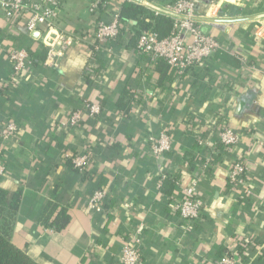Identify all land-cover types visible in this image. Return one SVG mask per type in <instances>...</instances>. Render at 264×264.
<instances>
[{"label":"crops","instance_id":"0c3cea01","mask_svg":"<svg viewBox=\"0 0 264 264\" xmlns=\"http://www.w3.org/2000/svg\"><path fill=\"white\" fill-rule=\"evenodd\" d=\"M96 1H61L50 35L80 42L56 69L44 65L46 57L38 62L28 80L11 81L4 51L14 46L46 55L47 47L39 36L25 35L26 19L15 34L0 28V127L19 125L15 138L0 139L6 167L0 188L9 201L22 191L12 242L38 264H120L124 243L139 231L145 264H217L225 255L237 264H264V33L258 34L264 19L205 26L221 48L180 76L138 52L135 20L124 22L128 34L111 44V53L94 51V24L110 21L128 2L103 0L110 6L91 13ZM218 2L219 9L224 3L234 12L242 7V16L264 13V0ZM198 9L205 18L216 17L204 3ZM85 100L99 103L102 115L68 128L69 115ZM224 127L240 135L237 145L221 144ZM163 131L173 147L156 158L148 137ZM87 150L92 161L81 173L66 154ZM238 161L245 173L233 185L229 173ZM200 175L204 213L191 223L175 205ZM99 189L107 191L101 213L88 208ZM63 210L70 217L63 231L44 226L45 216Z\"/></svg>","mask_w":264,"mask_h":264},{"label":"built area","instance_id":"2783aa9c","mask_svg":"<svg viewBox=\"0 0 264 264\" xmlns=\"http://www.w3.org/2000/svg\"><path fill=\"white\" fill-rule=\"evenodd\" d=\"M62 0H0V28L7 27L13 29L11 33H16L15 26L22 19H26L25 35L33 37V33L39 32V38L47 47L46 59L44 65L49 68L56 69L59 67V60L64 56L67 49L74 43L80 42L77 37H64L50 35L51 31L57 26L59 20V12ZM153 3L156 0H143ZM133 4L142 5L133 0H128ZM205 4L210 7L213 14L219 11L218 0L207 2V0H170L159 6L164 11L173 15L183 16L186 19L177 16H171L161 11L153 10L157 16H168L173 21V30L170 35L160 37L154 30H141L137 39L136 49L139 53L149 56L153 63L160 60L166 63L180 76L192 68L203 65L221 48V43L217 37L206 30L205 26L213 23H204L198 19L205 18L199 12V5ZM101 6L108 8L109 2L97 0L90 6V12L95 13ZM143 6V5H142ZM111 20H99L93 27L92 36L94 37V51L112 52L111 44L116 42L123 32L129 31L125 23L120 18L119 9H115L110 14ZM207 17V16H206ZM258 34L264 33V27L259 26ZM38 38V39H39ZM59 41L60 47H57ZM5 57L10 63L12 82L18 79H30L33 74V57L31 52L26 48L12 47L4 51ZM102 115V107L99 103L85 100L81 109L71 112L68 120V128L77 127L85 117L97 119ZM19 125L12 121L5 126L0 127V139L9 141L17 136ZM219 140L224 147H232L240 142V135L229 127L221 129ZM151 144L153 155L159 158L172 150L173 140L167 131H163L158 135L148 137ZM209 142H200V145ZM1 154V153H0ZM71 160L73 167L81 173H86L92 161L91 151L72 156L66 154ZM1 160V159H0ZM210 159L203 165L204 170L210 166ZM204 173V171H203ZM245 173V165L242 161L236 162L230 173V183L233 185L242 181ZM6 174L5 164L0 161V177ZM200 175L194 178L191 183L182 189L181 199L176 203L175 208L180 216L188 222L198 221L203 213V202L199 197ZM107 196L105 189L96 190L88 202L90 211L101 213ZM141 232H136L124 243L120 264H145L141 252ZM217 264H237L234 256L225 255Z\"/></svg>","mask_w":264,"mask_h":264},{"label":"trees","instance_id":"16d2710c","mask_svg":"<svg viewBox=\"0 0 264 264\" xmlns=\"http://www.w3.org/2000/svg\"><path fill=\"white\" fill-rule=\"evenodd\" d=\"M119 13L123 22L135 20L138 22L140 31L154 30L162 38L170 35L173 30V21L170 17L165 15L157 16L146 6L124 1L120 6ZM140 31L138 30L134 33V39L136 41L140 35ZM121 36L117 39V41L121 38ZM33 55L34 66H36L38 62H42L46 57L44 53H41L40 55ZM160 61L168 69L169 65L166 61ZM21 194V190L17 191L9 201L8 192L0 188V264H38L11 240L12 219L19 210ZM69 221L70 217L65 210L60 211L54 218L45 216L42 219V223L46 228L53 229L58 232L63 231L67 227Z\"/></svg>","mask_w":264,"mask_h":264},{"label":"water","instance_id":"95a60500","mask_svg":"<svg viewBox=\"0 0 264 264\" xmlns=\"http://www.w3.org/2000/svg\"><path fill=\"white\" fill-rule=\"evenodd\" d=\"M133 1L140 3L143 6L149 7L153 10L161 11V12H164V13L171 15V16H177L179 18L186 19L183 16L173 15L172 13L164 11L160 7L155 6V5H153L147 1H143V0H133ZM212 1L213 0H207L208 3L212 2ZM236 8H237V11L234 12L229 3H224L218 11L217 18H202V19H198V20L201 22H204V23H213V24H218V25H224V24L229 25V24H235V23H242V22H249V21L264 19V13L259 14V15H255V16H242L244 9L242 7H239V6H236ZM133 24H136V23L133 22ZM221 29L223 31H226V27L221 26ZM33 36L38 37L39 32L33 33Z\"/></svg>","mask_w":264,"mask_h":264}]
</instances>
